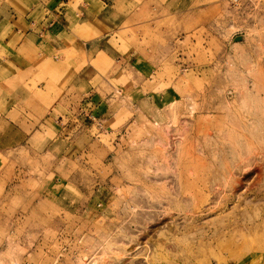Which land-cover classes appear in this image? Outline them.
<instances>
[{"label": "rangeland", "instance_id": "rangeland-1", "mask_svg": "<svg viewBox=\"0 0 264 264\" xmlns=\"http://www.w3.org/2000/svg\"><path fill=\"white\" fill-rule=\"evenodd\" d=\"M174 2L120 35L101 122L0 154V264H264V0Z\"/></svg>", "mask_w": 264, "mask_h": 264}, {"label": "crops", "instance_id": "crops-1", "mask_svg": "<svg viewBox=\"0 0 264 264\" xmlns=\"http://www.w3.org/2000/svg\"><path fill=\"white\" fill-rule=\"evenodd\" d=\"M174 1L0 0V154L18 146L44 150L32 139L50 133L52 124L57 138L65 141L78 121L88 117L94 124L101 122L109 107L95 87L104 79L107 63L124 59L126 47L120 35L150 38L154 32L146 30L165 13L185 17L187 13L171 10ZM126 23H132L133 30ZM127 60L140 70L151 67L146 59ZM36 78L42 79L36 90L44 87L45 92L33 102L30 87ZM50 104L54 109L45 117Z\"/></svg>", "mask_w": 264, "mask_h": 264}, {"label": "water", "instance_id": "water-1", "mask_svg": "<svg viewBox=\"0 0 264 264\" xmlns=\"http://www.w3.org/2000/svg\"><path fill=\"white\" fill-rule=\"evenodd\" d=\"M236 40H237V41H238V40H241V37H237Z\"/></svg>", "mask_w": 264, "mask_h": 264}, {"label": "bare ground", "instance_id": "bare-ground-1", "mask_svg": "<svg viewBox=\"0 0 264 264\" xmlns=\"http://www.w3.org/2000/svg\"><path fill=\"white\" fill-rule=\"evenodd\" d=\"M248 102V101H247ZM251 102V101H250ZM249 155V154H248ZM179 191V190H178ZM178 193V192H177ZM179 196V195H178ZM135 200V199H134ZM139 200V199H138ZM148 219H150V218H148Z\"/></svg>", "mask_w": 264, "mask_h": 264}]
</instances>
